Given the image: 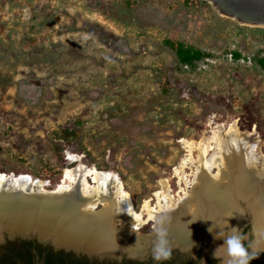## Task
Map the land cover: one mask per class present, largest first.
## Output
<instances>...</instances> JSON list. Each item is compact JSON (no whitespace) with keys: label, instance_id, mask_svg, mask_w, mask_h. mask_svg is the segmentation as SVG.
I'll use <instances>...</instances> for the list:
<instances>
[{"label":"rangeland","instance_id":"obj_1","mask_svg":"<svg viewBox=\"0 0 264 264\" xmlns=\"http://www.w3.org/2000/svg\"><path fill=\"white\" fill-rule=\"evenodd\" d=\"M255 29L206 0H0V173L34 174L52 191L66 168L111 171L140 211L158 191L183 197L198 149L208 160L231 125L253 132L264 156ZM179 44L203 58L177 66ZM208 248L200 238L194 251Z\"/></svg>","mask_w":264,"mask_h":264},{"label":"bare ground","instance_id":"obj_2","mask_svg":"<svg viewBox=\"0 0 264 264\" xmlns=\"http://www.w3.org/2000/svg\"><path fill=\"white\" fill-rule=\"evenodd\" d=\"M219 129L218 135L223 126ZM224 132L229 140L223 144L218 142L216 152L208 160H204V148L198 149L201 158L195 178L177 202L158 191L153 194L155 207L149 199L142 203L140 211H136L130 194L115 173L79 164L66 168L58 188L52 191L45 190V183L27 174L0 173V221H11L15 215L28 214L30 210L41 212L39 203L29 201L23 191H17L35 181L34 194L30 196L38 199L71 192L74 188L85 198L84 201L70 198L63 207L46 209L44 217L48 221L41 223L40 235L60 244L87 251H124L135 255L149 245L155 247L157 229L164 227L166 246L186 248L204 237L210 242L208 252H214L224 243L222 238L214 239V236L226 225L224 231L232 227L241 231L251 224L254 246L264 249V156L257 139H251L253 132L242 133L235 125ZM182 144L190 151L195 148L185 140ZM68 160L74 161L71 156ZM188 164L187 159L181 162L182 166ZM213 168L217 169L215 175L211 174ZM183 179L180 177V182ZM184 182L187 185V180ZM15 193L19 194V199L11 197ZM100 203L105 207L100 212L94 211ZM21 218L26 217L22 215ZM150 222L154 223L155 234L142 236L135 232ZM210 227L212 233L208 231ZM216 255L223 259L225 249L219 248Z\"/></svg>","mask_w":264,"mask_h":264},{"label":"water","instance_id":"obj_3","mask_svg":"<svg viewBox=\"0 0 264 264\" xmlns=\"http://www.w3.org/2000/svg\"><path fill=\"white\" fill-rule=\"evenodd\" d=\"M206 1L210 2L212 4V7L217 9L220 15L234 19L235 21L243 25L264 29V0H206ZM34 183L35 181H33L31 186H29V182H28V184L24 186L22 190L17 189V191H23L25 195H27L29 201L39 203L40 205L39 207H42V209L40 210L41 212L38 214L36 211L30 210L28 214L19 213V215H15L13 218H11L13 219L11 221L1 219L0 243L3 242L5 239H14V238L36 239L41 242H50L55 246H64L74 249H82L83 251L90 254H105L115 257H120L122 255H125L130 258H138V259H143L147 255L153 253L154 246L152 245H149L144 251L137 253L135 255L128 254L127 252L124 251L118 253H114L111 251L89 252L80 247L76 248L72 246L57 244L50 237L40 235L41 230L39 227L42 226L41 223H45V221H48V219L45 218L46 217L45 214L47 212L46 209H51L59 206L63 207L65 202L68 201V199L70 198H74L77 201H84L85 198L82 197L78 189L74 188L73 190H71V192H62L52 197H45L38 199L34 196H30L31 194H34L33 193V188L35 185ZM11 197H13L14 199H19L20 196L19 194L15 193ZM97 207H99V205H97ZM22 215L23 217L26 218H21ZM246 226L251 227V234L254 239L252 225L247 224ZM246 226H244L241 229V232L243 231V229H245ZM142 236H150V235H142ZM248 237L249 236H247V238ZM200 238H202L204 242H206L204 237H200ZM199 239L195 241L196 247L199 245ZM166 248L167 250L176 249L181 252H188L191 254L195 253L194 245L192 246L190 245L189 247L186 248H182L179 246H166ZM251 248L253 251H255L253 246Z\"/></svg>","mask_w":264,"mask_h":264},{"label":"flooded vegetation","instance_id":"obj_4","mask_svg":"<svg viewBox=\"0 0 264 264\" xmlns=\"http://www.w3.org/2000/svg\"><path fill=\"white\" fill-rule=\"evenodd\" d=\"M242 233L244 234L243 231ZM249 242V238L244 241L245 247L252 258L249 264H264V249L255 247L253 241L252 246L255 249L253 251ZM207 243L210 248V242ZM196 248L195 246L194 249ZM209 248L204 256L198 254V251L191 254L176 249L168 250L171 253L168 259L155 261L153 253L143 259L130 258L125 255L115 257L105 254H90L82 249L55 246L50 242H41L36 239L14 238L5 239L0 243V264H221L222 259L217 255V258H214L213 252H208Z\"/></svg>","mask_w":264,"mask_h":264},{"label":"clouds","instance_id":"obj_5","mask_svg":"<svg viewBox=\"0 0 264 264\" xmlns=\"http://www.w3.org/2000/svg\"><path fill=\"white\" fill-rule=\"evenodd\" d=\"M224 229L214 236V239L222 238L224 241V243L213 252L214 258H217V250L219 248H224L226 256L222 259L221 264H249L252 258L244 244L247 236L235 227L230 228L228 231H224ZM208 231L212 233V227H210ZM166 236L167 230L164 227L157 229V240L153 249V259L155 261H160L162 259L166 260L170 257L171 253L166 248L168 243Z\"/></svg>","mask_w":264,"mask_h":264},{"label":"trees","instance_id":"obj_6","mask_svg":"<svg viewBox=\"0 0 264 264\" xmlns=\"http://www.w3.org/2000/svg\"><path fill=\"white\" fill-rule=\"evenodd\" d=\"M256 33H264V29L256 28ZM203 58L202 54L193 47H187L183 44H179L174 52V61L177 66H192L194 63L200 61ZM261 69L264 70V58L255 62ZM32 177L38 178V176L32 174Z\"/></svg>","mask_w":264,"mask_h":264}]
</instances>
